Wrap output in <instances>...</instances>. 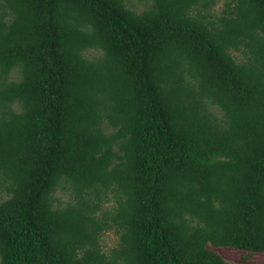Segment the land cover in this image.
Instances as JSON below:
<instances>
[{
    "label": "trees",
    "instance_id": "obj_1",
    "mask_svg": "<svg viewBox=\"0 0 264 264\" xmlns=\"http://www.w3.org/2000/svg\"><path fill=\"white\" fill-rule=\"evenodd\" d=\"M218 1L0 0V264L264 252V0Z\"/></svg>",
    "mask_w": 264,
    "mask_h": 264
},
{
    "label": "rangeland",
    "instance_id": "obj_2",
    "mask_svg": "<svg viewBox=\"0 0 264 264\" xmlns=\"http://www.w3.org/2000/svg\"><path fill=\"white\" fill-rule=\"evenodd\" d=\"M126 3L129 6H136L138 9H141V4L138 2V0H126ZM222 5V0H219L214 8V11L218 12L221 8ZM97 52L95 51H90L86 52L88 56H92L96 54ZM238 56V60L240 59V56ZM66 194V193H65ZM65 194L62 195V192L58 190V192L55 193L56 196L62 195V199L65 200ZM6 198V194L4 192H0V200H3ZM110 204V203H109ZM108 204H105V207H108ZM102 242L104 248H108L116 243V235L113 234L112 232H107L106 234L103 235L102 237ZM208 247L211 249H214L217 251L222 257H224L225 260L229 262H238V261H243L244 257H247V260L251 264H264V252H253L249 254L248 252H243L239 249H235L232 247H214L211 244H208Z\"/></svg>",
    "mask_w": 264,
    "mask_h": 264
}]
</instances>
